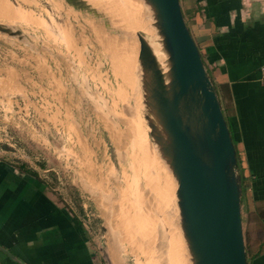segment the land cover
Returning a JSON list of instances; mask_svg holds the SVG:
<instances>
[{
    "label": "rangeland",
    "instance_id": "obj_1",
    "mask_svg": "<svg viewBox=\"0 0 264 264\" xmlns=\"http://www.w3.org/2000/svg\"><path fill=\"white\" fill-rule=\"evenodd\" d=\"M8 1L45 25L0 18L19 31H0V156L11 152L18 166L37 171L81 218L102 264H167L164 228L153 218L154 208L161 212L159 191L143 175L156 168L145 155L150 144L169 187L173 182L126 82V49L114 21L86 0L85 11L64 0Z\"/></svg>",
    "mask_w": 264,
    "mask_h": 264
},
{
    "label": "crops",
    "instance_id": "obj_2",
    "mask_svg": "<svg viewBox=\"0 0 264 264\" xmlns=\"http://www.w3.org/2000/svg\"><path fill=\"white\" fill-rule=\"evenodd\" d=\"M180 4L238 154L249 261L264 264V0ZM10 154L0 156V264H102L81 218Z\"/></svg>",
    "mask_w": 264,
    "mask_h": 264
},
{
    "label": "water",
    "instance_id": "obj_3",
    "mask_svg": "<svg viewBox=\"0 0 264 264\" xmlns=\"http://www.w3.org/2000/svg\"><path fill=\"white\" fill-rule=\"evenodd\" d=\"M64 1L85 11L80 0ZM143 1L167 57L168 81L150 57L139 58L140 76L148 79L162 107L163 153L176 182L179 228L192 262L250 264L242 174L217 87L180 0ZM0 31L19 35L3 25Z\"/></svg>",
    "mask_w": 264,
    "mask_h": 264
},
{
    "label": "bare ground",
    "instance_id": "obj_4",
    "mask_svg": "<svg viewBox=\"0 0 264 264\" xmlns=\"http://www.w3.org/2000/svg\"><path fill=\"white\" fill-rule=\"evenodd\" d=\"M15 1L17 3L24 2V0H15ZM86 1H88L91 5H98V4L102 5L106 9L112 20L114 21L118 32L123 37V42L126 49V62H125L126 82L134 98L142 107V110L146 115L148 123L151 126L157 140L161 143L162 154L165 159V155L163 153L165 129H164L163 117L161 113L162 107L158 103L156 96L154 95L153 88L150 87L149 82L147 81L148 79L145 77L142 78L140 76L139 67L137 66L140 57L153 58L155 60L157 68L161 70V72L164 75L165 82L167 83L168 81L167 57L160 42L159 35L153 26V21L152 18L150 17L149 10L143 0H86ZM82 3H84V1ZM0 18H5L9 20L12 19L14 20V22L19 21L23 23L26 22L29 24L32 23L33 25L34 24L45 25L43 22H41L42 20H38V18H36L33 15V13L30 12V10L23 9L21 5L15 6L12 3H10L8 0H0ZM144 140L147 141V138ZM148 142L150 141H147L146 143ZM143 145L141 147L145 149V146L143 147ZM147 145H149V143ZM151 145L152 147H150ZM150 146H148V148L150 147V149L146 148L147 151L149 150L150 152H147L148 154L145 155H147L146 157L149 158L152 155V159L153 160L154 158L156 159L157 163L154 164L156 165V168L153 166L156 170L151 168L152 171L154 170L153 173L155 174V176L154 174L153 176H151L152 175L150 174L152 173L151 169L149 173L147 171L146 172L144 171L145 173H143V175L146 178L144 182H146L147 187L149 188H152L153 186L155 187L157 186L156 188L160 194L159 195L157 193L159 197L156 195L158 197L156 199L157 201H159L158 206H160L159 209H161V212H159L157 208H156L157 210H155L154 208L153 218L154 221L157 218H159L164 228L163 231H164L165 243L163 244H165L164 246L166 247L165 258L167 259V264H193L192 257L188 251L187 245L182 237L179 228L178 215L176 214L177 206L175 207L176 204L174 203L176 199L173 201L172 190H174L173 192H176V187H177L176 182L172 176L169 166L165 161L167 169L170 173L173 182V188H171V185L169 187L170 182L168 184V180L167 179L165 180L166 177L164 178L165 175L163 174L164 173L163 166L160 160L158 161V156H157L158 153L156 146L154 145V143L150 144ZM144 163L142 165L145 166L148 165ZM151 167H152V163H151ZM147 168L149 169L150 165L147 166ZM147 168L145 167L142 169L146 170ZM149 188L147 189L149 190ZM174 196L176 198V195ZM137 222L135 224L140 225V223ZM139 227H141V225ZM158 247L160 248L159 244ZM115 257H117V255ZM164 263H166V261L163 262V264Z\"/></svg>",
    "mask_w": 264,
    "mask_h": 264
},
{
    "label": "trees",
    "instance_id": "obj_5",
    "mask_svg": "<svg viewBox=\"0 0 264 264\" xmlns=\"http://www.w3.org/2000/svg\"><path fill=\"white\" fill-rule=\"evenodd\" d=\"M248 248H249V246H248ZM248 251H250V250L248 249Z\"/></svg>",
    "mask_w": 264,
    "mask_h": 264
}]
</instances>
